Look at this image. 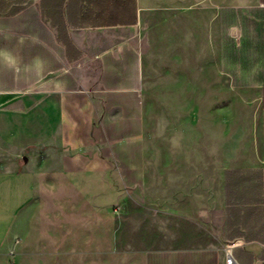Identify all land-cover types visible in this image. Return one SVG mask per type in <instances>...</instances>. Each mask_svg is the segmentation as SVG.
Listing matches in <instances>:
<instances>
[{
  "label": "crops",
  "instance_id": "0c3cea01",
  "mask_svg": "<svg viewBox=\"0 0 264 264\" xmlns=\"http://www.w3.org/2000/svg\"><path fill=\"white\" fill-rule=\"evenodd\" d=\"M212 87L240 96L225 140ZM166 198L184 244H123ZM1 217L0 264H264V0H0Z\"/></svg>",
  "mask_w": 264,
  "mask_h": 264
},
{
  "label": "rangeland",
  "instance_id": "374dc122",
  "mask_svg": "<svg viewBox=\"0 0 264 264\" xmlns=\"http://www.w3.org/2000/svg\"><path fill=\"white\" fill-rule=\"evenodd\" d=\"M225 33L224 31V44ZM225 47L226 45H224ZM152 49L154 51L151 64L153 77L147 79L149 90L167 91V86L170 84L168 77L170 70L178 67L169 62L171 56L169 53L170 46L167 44L163 32L156 31ZM208 90H211L205 95L208 115L214 116L216 113L218 117L222 118L223 139L225 140L232 135L234 129L238 128V126L232 127L227 124L232 118L236 117V115L234 116V105L240 101V96L233 93L230 87H224L221 93H215L213 87L208 88ZM167 201L168 198L163 199L160 204L142 203L137 210L133 207L129 208V213H140L144 217H127L125 223L127 228L120 232L123 244L132 245L140 250L172 248L183 245L184 241L182 239H175V237L167 235L168 217H165V214L172 208L168 206ZM4 218L1 217L0 220V236L4 231ZM111 225L114 226L113 223Z\"/></svg>",
  "mask_w": 264,
  "mask_h": 264
},
{
  "label": "built area",
  "instance_id": "2783aa9c",
  "mask_svg": "<svg viewBox=\"0 0 264 264\" xmlns=\"http://www.w3.org/2000/svg\"><path fill=\"white\" fill-rule=\"evenodd\" d=\"M236 246V242H228L223 247L224 264H237L233 256V248Z\"/></svg>",
  "mask_w": 264,
  "mask_h": 264
}]
</instances>
